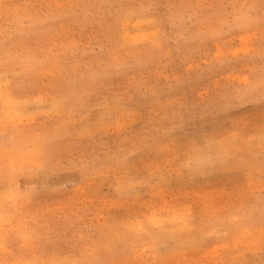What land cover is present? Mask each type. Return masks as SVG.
I'll list each match as a JSON object with an SVG mask.
<instances>
[{
    "label": "rangeland",
    "instance_id": "obj_1",
    "mask_svg": "<svg viewBox=\"0 0 264 264\" xmlns=\"http://www.w3.org/2000/svg\"><path fill=\"white\" fill-rule=\"evenodd\" d=\"M0 36V84L14 83L15 99L75 83L71 109L86 137L64 152L63 169L123 138L132 146L104 199L90 201L88 184L29 203L6 200L32 167H10L0 139V264H264V251L230 257L214 219L172 233L148 213L160 196L192 190L204 201L250 184L264 134V0H0ZM62 223L81 229L68 254L54 233Z\"/></svg>",
    "mask_w": 264,
    "mask_h": 264
},
{
    "label": "crops",
    "instance_id": "obj_2",
    "mask_svg": "<svg viewBox=\"0 0 264 264\" xmlns=\"http://www.w3.org/2000/svg\"><path fill=\"white\" fill-rule=\"evenodd\" d=\"M2 41L0 36V44ZM73 84L75 83H70L71 89L60 93L54 94L47 89L26 99L14 98V83L0 84V139L4 138L6 141L3 152L7 163L10 167H32V172L23 180L22 191L6 200H29L32 203L37 197L59 186L84 191L90 184L93 186V193L89 200L96 201L104 199L108 190L114 189V180L119 179L122 174L121 159L132 150L131 145L127 146L128 137L123 138L118 146L114 145L110 153H84L66 164L65 169L62 168L64 152L74 150L75 143L86 137L76 132L78 122L81 124L82 121L76 118L71 109L72 93L77 89ZM21 104H28L34 112L21 115V110L15 108ZM256 105L264 107V102ZM117 128L112 133L118 132ZM254 138V173L246 188L229 189L220 193L208 190L214 195L207 196L204 201L196 199L192 190L167 198L157 197L152 201L148 212L151 213L150 220L155 228L172 233L198 231L201 230L202 219H214L219 225L226 227L225 232L230 234V257L264 251V134H258ZM39 164L41 166H37ZM107 177L112 178L113 182L109 183L110 187L102 189L100 181ZM21 193L24 198L20 196ZM6 200L4 201L8 202ZM124 222L129 223L127 219ZM80 232L81 229L73 223H62L61 227L54 230V233L62 236L60 250L63 254L80 248ZM64 233L66 234L63 235ZM110 249L112 250L111 246Z\"/></svg>",
    "mask_w": 264,
    "mask_h": 264
}]
</instances>
